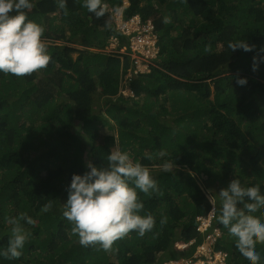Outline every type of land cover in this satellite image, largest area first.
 <instances>
[{
    "label": "trees",
    "instance_id": "1",
    "mask_svg": "<svg viewBox=\"0 0 264 264\" xmlns=\"http://www.w3.org/2000/svg\"><path fill=\"white\" fill-rule=\"evenodd\" d=\"M128 1L124 20L151 19L158 35L159 59L143 72H136L130 37L117 28L125 0H104L101 17L83 0H67L65 9L58 0H33L27 10L45 29L51 59L23 77L0 72V250L7 217L27 212L35 224L25 225L31 237L23 255L0 256V264H162L191 256L216 228L222 233L214 247L227 254L225 264H244L218 221V193L237 178L264 194V0ZM112 37L118 45L106 51ZM242 40L251 51L228 47ZM238 77L247 84L238 85ZM116 150L157 180L158 192H139L141 215L151 213L156 225L144 236L130 232L110 251L79 245L62 214L72 175L85 172L88 161L107 165ZM170 162L174 171H164ZM215 204L201 231L198 217ZM180 241L194 242L180 250ZM256 248L264 264V244Z\"/></svg>",
    "mask_w": 264,
    "mask_h": 264
},
{
    "label": "clouds",
    "instance_id": "2",
    "mask_svg": "<svg viewBox=\"0 0 264 264\" xmlns=\"http://www.w3.org/2000/svg\"><path fill=\"white\" fill-rule=\"evenodd\" d=\"M66 5L67 0H58L60 9H65ZM83 6L96 17L105 15L104 0H83ZM33 7V0H0V72L23 77L47 67L50 62L51 57L43 40L45 29L27 16V10ZM121 16L123 17V13ZM137 16L141 17L139 14ZM131 19L123 18L121 24L116 21L117 28L130 37V44L134 33L126 32L120 25L131 27L133 24ZM164 22H170V18L166 17ZM152 36L155 43L151 46L147 61L143 62L147 66H143L141 72L148 70L153 60L158 57H156L159 53L158 35L155 26ZM113 40L119 41L117 37H112V42ZM117 45L118 43L115 47ZM228 47L231 51L238 48L244 51L252 50L244 40L230 42ZM126 48L124 46L122 51ZM255 68L254 64L253 70ZM247 82L246 77H238L236 80L240 86L246 85ZM107 161V165L100 166L88 161L85 172L72 175L67 189L68 198L62 203V214L72 225V232L79 237L81 245L86 247L99 245L103 250L110 251L118 239L124 238L130 232L135 231L138 235L144 236L155 227L156 218L151 213L141 215L144 202L140 199L139 192L150 196L153 192L159 191V186L149 168L134 160L127 151H112L107 156ZM175 167V162L165 163L163 170L174 171ZM218 197V221L228 229V234L234 239L235 247L244 264H261L262 256L256 245L264 244V219L258 217L256 213L260 212L261 217H264V194L261 193L259 185L243 186L241 181L235 178L227 187L220 189ZM51 208L52 203L49 202L41 208V212L47 213ZM216 212L215 204L207 216L198 217L201 221L199 225L201 231L208 228ZM206 219H209V224L201 228L203 220ZM6 223L11 227L7 234V247L0 250V256L9 260L19 259L31 237V232L25 225H34L35 220L27 212H20L18 215L7 217ZM165 223L167 216L162 215L160 224ZM211 234L214 232L206 237L210 239ZM193 242L180 241L176 246L180 250H185L188 246L190 248ZM206 242L205 238L197 249L205 246ZM218 252L225 256L226 263L227 254L221 249L214 247L211 254ZM191 256L167 259L162 264L169 261L184 262L192 259Z\"/></svg>",
    "mask_w": 264,
    "mask_h": 264
},
{
    "label": "built area",
    "instance_id": "3",
    "mask_svg": "<svg viewBox=\"0 0 264 264\" xmlns=\"http://www.w3.org/2000/svg\"><path fill=\"white\" fill-rule=\"evenodd\" d=\"M131 27L129 25H123L124 30L126 32H134V31H141L138 35H133L131 40V47L134 51V56L136 57L137 62V70H141L143 66H147V64H143V59L148 58L149 53L151 52V46L155 43V40L153 39L152 32L154 29V24L150 19L143 20L139 16H133L131 19ZM140 53L141 56H138L137 53ZM205 246L202 245L199 249L204 248ZM213 257H209V255L203 256V259H201V264H225V256H223L220 252L215 253L212 255ZM211 258V260H208L207 258ZM206 259V260H205ZM164 264H198L197 262L190 260H185L184 262L181 261H169Z\"/></svg>",
    "mask_w": 264,
    "mask_h": 264
},
{
    "label": "rangeland",
    "instance_id": "4",
    "mask_svg": "<svg viewBox=\"0 0 264 264\" xmlns=\"http://www.w3.org/2000/svg\"><path fill=\"white\" fill-rule=\"evenodd\" d=\"M129 4V2H127V1H125L124 2V5L118 10V11H116V21H117V23H119V24H121V22H122V19H123V17L121 16V14L123 13V10H124V8L127 6ZM184 25V24H183ZM120 28H122V29H124L125 27H123V24L122 25H120ZM44 40V39H43ZM44 42L46 43V42H48V41H46V40H44ZM118 43V40H113V42L106 48V51H115V45ZM73 45H75V46H77V47H81L80 46V44L79 43H77V42H75V43H72ZM123 49V48H122ZM156 53V51L154 50V52H153V56H154V54ZM79 54V52L78 51H76V52H73V57H77V55ZM159 55V53L158 54H156V57ZM155 57V56H154ZM158 59H159V56H158ZM153 63H155L154 62V60H153ZM151 65H153V64H151ZM123 93L125 94V95H132L133 93H132V90L129 88V87H126V88H124L123 90ZM203 225L201 226V228H203V226H205V225H208L209 224V219H206V220H203ZM221 233H222V231L220 230V229H216L215 231H214V234H211V236H210V239L208 238V237H206V240H207V244L205 245V247L204 248H202V249H196L195 250V252L193 253V255L190 257V258H192V259H194V261L195 262H197L198 264H201V262H199V261H201V259H203V256L204 255H209V257L211 256V257H213L212 256V250H213V248H214V243H215V241L217 240V238L219 237V235H221ZM79 243V242H78ZM79 245H80V243H79ZM207 258L208 260H211V258ZM206 260V259H205Z\"/></svg>",
    "mask_w": 264,
    "mask_h": 264
}]
</instances>
